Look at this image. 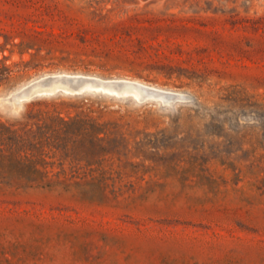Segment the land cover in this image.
<instances>
[{"label": "rangeland", "instance_id": "obj_1", "mask_svg": "<svg viewBox=\"0 0 264 264\" xmlns=\"http://www.w3.org/2000/svg\"><path fill=\"white\" fill-rule=\"evenodd\" d=\"M7 67L0 116L84 95L120 134L80 186L0 188V264H264V0H0Z\"/></svg>", "mask_w": 264, "mask_h": 264}, {"label": "trees", "instance_id": "obj_2", "mask_svg": "<svg viewBox=\"0 0 264 264\" xmlns=\"http://www.w3.org/2000/svg\"><path fill=\"white\" fill-rule=\"evenodd\" d=\"M12 71L7 67L6 76ZM90 96H34L20 115L0 116V188H71L102 169L120 122ZM107 115L109 117H107ZM119 127V128H118Z\"/></svg>", "mask_w": 264, "mask_h": 264}, {"label": "water", "instance_id": "obj_3", "mask_svg": "<svg viewBox=\"0 0 264 264\" xmlns=\"http://www.w3.org/2000/svg\"><path fill=\"white\" fill-rule=\"evenodd\" d=\"M90 88V86H86V85H77V86H66L65 89L69 92H75V93H82L84 92L86 89ZM38 95L37 92H33V91H27L22 95V98H27L30 99L34 96Z\"/></svg>", "mask_w": 264, "mask_h": 264}]
</instances>
